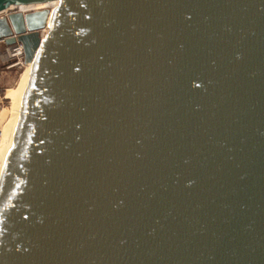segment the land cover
Instances as JSON below:
<instances>
[{"label": "water", "instance_id": "95a60500", "mask_svg": "<svg viewBox=\"0 0 264 264\" xmlns=\"http://www.w3.org/2000/svg\"><path fill=\"white\" fill-rule=\"evenodd\" d=\"M0 41V264H264V0H0Z\"/></svg>", "mask_w": 264, "mask_h": 264}, {"label": "rangeland", "instance_id": "374dc122", "mask_svg": "<svg viewBox=\"0 0 264 264\" xmlns=\"http://www.w3.org/2000/svg\"><path fill=\"white\" fill-rule=\"evenodd\" d=\"M21 48V50H17ZM10 49L14 50L11 55ZM27 65L25 55L20 43L8 45L0 41V96L3 98L6 107L0 124L3 130L7 128L13 113V101L10 99V91L18 90Z\"/></svg>", "mask_w": 264, "mask_h": 264}, {"label": "bare ground", "instance_id": "6f19581e", "mask_svg": "<svg viewBox=\"0 0 264 264\" xmlns=\"http://www.w3.org/2000/svg\"><path fill=\"white\" fill-rule=\"evenodd\" d=\"M57 4L58 3L55 2V3H52L50 5H38V6H35V7H32V8L31 7H26V8L35 9V10H42V9H45V8H54L55 6H57ZM21 8H24V7H21ZM47 32H48V28H46L43 31L42 36L43 37L46 36ZM14 50L10 49L11 55L13 54L12 52ZM17 50H21V48H19ZM26 65H27V67L25 69V72H24V75H23V79H22L21 84H20V88L18 90L10 91V99L13 101L14 108H13L12 118H11L7 128L3 132V138H2V142H1V146H0V176H1L4 164H5V161H6V158H7L8 150H9L10 138H11V135H12L13 129H14L15 115H16V112H17L19 106H20L21 99H22V94H23V92H24V90L26 88V85L28 83V80H29V77H30V74H31V71H32V68H33V63H29V64H26Z\"/></svg>", "mask_w": 264, "mask_h": 264}, {"label": "built area", "instance_id": "2783aa9c", "mask_svg": "<svg viewBox=\"0 0 264 264\" xmlns=\"http://www.w3.org/2000/svg\"><path fill=\"white\" fill-rule=\"evenodd\" d=\"M58 5V4H57ZM24 7V8H21ZM26 7H31V6H20V7H11L7 12H5L4 14H8V13H14V12H23V13H28V12H32L35 11V9H28ZM57 6H55L54 8H50L51 10H54ZM32 8V7H31ZM44 31V30H43ZM42 31V33H43ZM41 33V34H42ZM48 33V32H47ZM43 37V36H42ZM45 37V36H44ZM4 101L3 98L0 96V119L2 117V114L4 112V109L6 108L4 106ZM3 127L0 124V146H1V142H2V138H3Z\"/></svg>", "mask_w": 264, "mask_h": 264}]
</instances>
